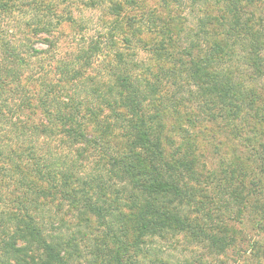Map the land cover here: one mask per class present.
Returning <instances> with one entry per match:
<instances>
[{
    "label": "trees",
    "instance_id": "1",
    "mask_svg": "<svg viewBox=\"0 0 264 264\" xmlns=\"http://www.w3.org/2000/svg\"><path fill=\"white\" fill-rule=\"evenodd\" d=\"M189 1L192 10L200 6L192 28L183 0H0V264H77L71 239L48 232L58 216L50 214L47 230L45 203L96 218L101 235L85 250V264H153L143 244L180 232L223 253L232 240L201 221L216 219L215 196L228 192L247 211L260 207L254 170L264 173V149L253 141L264 121L255 84L264 75V0ZM87 8L98 11L99 34L28 75L29 58L47 49L24 43L31 53L20 50L4 20L18 16L26 39L51 49L57 23L84 33ZM141 50L147 63L137 58ZM182 88L197 96L191 101L200 110L191 103L183 110ZM180 114L193 128L223 118L231 134L254 144L249 153L260 162L247 170L243 159L227 166L225 158L205 169L193 144L174 138H202L184 128Z\"/></svg>",
    "mask_w": 264,
    "mask_h": 264
},
{
    "label": "rangeland",
    "instance_id": "2",
    "mask_svg": "<svg viewBox=\"0 0 264 264\" xmlns=\"http://www.w3.org/2000/svg\"><path fill=\"white\" fill-rule=\"evenodd\" d=\"M185 1L186 9L184 10L186 16V23L188 24L187 27L192 28L196 22V16L200 13V6L196 5L192 10L190 7L189 0ZM158 0H146L148 5L157 4ZM173 4H175L173 2ZM177 4H175V7ZM74 14H78L79 10L75 5H72ZM82 16L87 21V28L85 29L84 33L81 36L75 34H71V25L67 21H62L54 25L52 28V40L55 41L56 46L54 48L48 47V44L43 41V39H36L31 38L32 41H28L26 39V32L27 26L21 25L19 26L18 23V16L13 18H8L3 22L4 29H12V31H8L7 36L10 38L11 41L18 43H23L20 46V50H29L31 53V49H29L24 43L28 46H32V48L38 50H46L42 52V54L38 53L35 54L33 57L29 58V54L25 57H28L32 62V71L34 72V76L40 70H45L49 68L48 64H50L56 58H62L68 56V51L72 48L76 47L79 41H82L81 37H88L92 35L95 37L99 34V26L96 25L98 22V11L95 9H83ZM81 12V13H82ZM25 16L23 19L25 20ZM22 21H20L21 24ZM18 29L14 31V29ZM188 29V28H187ZM44 34V33H43ZM185 42V41H184ZM137 58L143 60L145 63L148 61V54L145 50L139 51ZM40 59V60H39ZM41 65L45 67L43 69L40 68ZM96 70L99 69L95 68ZM139 71L140 69L137 68ZM95 72V71H93ZM25 77V74H23ZM256 86L258 87V92L260 94H264V75L261 77H256ZM173 87V85H172ZM195 87H191L192 90ZM177 92V91H176ZM177 95L180 98H183V110H189V103H191V109L193 112H197L200 110L197 105V100L194 102L191 99H194L197 96H193L188 93V88H182L180 92H177ZM196 99V98H195ZM180 105V108L182 109ZM203 107V108H202ZM201 107L200 115H205V106L204 103ZM208 110V109H206ZM184 113V112H183ZM182 115V114H180ZM183 115H188L184 113ZM180 116V122L184 126V128H188L190 133H194L196 130L200 131L202 134V138L195 139L194 137L189 138L190 136L184 134V140L180 133H175V140L181 143H188L193 144L190 148L194 150L200 158L199 164H203L204 162L205 169L216 170L219 165L225 164V158L227 159V166L230 165L232 160L236 157L243 159L247 164V170H253L256 163L260 161H254L251 158V153L249 147L253 148V145H258V148L264 149V121L258 124L257 135L259 136L257 140L250 143H245L243 139L234 136L229 132L226 123L224 124L223 118H220L215 121L204 122L202 126L198 125L197 128H193L191 124H189L184 117ZM251 117V116H250ZM248 117V120H250ZM252 118V117H251ZM196 121V120H194ZM197 123V122H195ZM207 127L206 130H201V127ZM203 129V128H202ZM184 130V129H183ZM255 149V148H253ZM188 151V150H187ZM261 151V150H259ZM249 153V155H248ZM264 153V151H262ZM264 155V154H263ZM236 162V161H235ZM256 165H255V164ZM245 167V165H242ZM255 179H259L260 183H258V190H257V204L260 206L258 208H254V210H245L242 203L239 202L238 199L236 201V197L231 195L230 193L226 192L216 195L215 198L217 199V203H210L211 207H214V211L212 212V217H217L222 220V223L215 226L211 224V222H218V220H201L202 222H206L212 226L213 231H217V227H221L225 230L217 231L222 232L228 238L232 240V244L225 249L223 253H212L208 248L206 249L202 244L199 243L197 237H192L190 234L186 232H180L176 234H167L163 237H153L147 241L146 244H143L142 248L144 253L149 252L147 254L149 257L155 258L154 261H151L153 264H264V209L260 211L261 208H264V173L262 174L259 169L256 167ZM247 182L249 181L250 177H247ZM213 185V184H211ZM207 188V186H206ZM208 189V188H207ZM230 190V189H229ZM210 191V190H208ZM213 194L212 191H210ZM224 196V197H222ZM222 198V199H221ZM241 201V200H240ZM55 205V203H53ZM215 204H220L221 206L217 208ZM254 204V202H253ZM45 207L50 209L45 213L46 218V228L49 230L52 226L53 220H50V214L53 212L56 214V218H58L57 222H55V227L52 228L50 231L51 233H61L63 234L64 238L71 239V244L76 247V250H71V252H75L77 254L78 250L81 252V255H74L75 262L77 264H85V250L92 244L94 241L93 238L99 237L101 234L96 229L97 221L96 218L92 215L90 216V220H81L78 218V212L76 210H69L70 207L67 204H64L61 208L53 207L52 204L45 203ZM52 209V210H51ZM54 209V210H53ZM197 212L191 211V214L194 216ZM200 215L202 219L204 216L201 215L200 212L197 213ZM62 219V220H61ZM207 231L210 229L205 227ZM71 245V246H72ZM70 246V248H71ZM88 254V252H87ZM158 258L156 259V257ZM160 259V261L158 260ZM162 259V260H161ZM148 261V259H146ZM149 262V261H148Z\"/></svg>",
    "mask_w": 264,
    "mask_h": 264
}]
</instances>
